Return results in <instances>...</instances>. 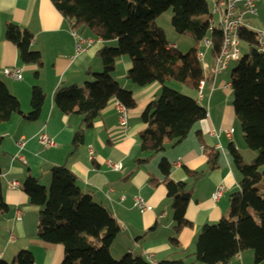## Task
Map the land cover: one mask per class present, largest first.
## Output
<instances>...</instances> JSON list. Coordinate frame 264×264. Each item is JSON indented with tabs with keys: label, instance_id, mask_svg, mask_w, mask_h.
Here are the masks:
<instances>
[{
	"label": "crops",
	"instance_id": "0c3cea01",
	"mask_svg": "<svg viewBox=\"0 0 264 264\" xmlns=\"http://www.w3.org/2000/svg\"><path fill=\"white\" fill-rule=\"evenodd\" d=\"M247 16L243 18L250 29H260ZM9 22L31 32L30 48L40 53V67L21 61L17 46L5 37ZM73 31L91 41L90 45L77 50ZM114 44V40L103 41L93 36L88 29H72L51 0H0V80L18 98L24 113L30 110L34 85L45 93L36 120L29 121L14 113L7 121L0 122V181L7 204V210L0 211V259L10 262L18 250L28 249L34 255V264L61 263L63 245L38 238L40 207L30 204L22 189L28 174L38 177L47 188L50 168L54 165L65 164L75 174L81 191L92 194L121 225V231L109 247L113 258L131 253L156 262L171 256L181 257V249L185 254H192L201 227L227 215L229 194L238 189L240 180L229 145H234L246 162H251L256 152L242 139L240 122L232 107L230 75L223 73L227 67L213 75V59L210 57L208 61L206 47H200L207 64L205 76L212 77L205 80L201 97L195 94L197 102L206 109V117L196 122L181 141L176 144L165 141L163 149L155 153L141 148L140 135L147 127L141 115L148 103L160 95L161 85L151 83L139 87L131 82L127 77L131 63L124 55L117 59L112 76L121 87L133 92L136 102L133 108L127 109L126 124L124 127L119 124L117 101L112 99L94 118L91 127L85 128L82 142L72 146L75 131L83 126L81 115L63 113L54 103V94L60 86H81L92 80L93 73L102 70L98 51L104 45ZM170 44L179 47L176 41ZM14 67L21 71L19 80L3 71ZM173 86L194 96L184 84L177 82ZM230 128L233 131L228 134L226 131ZM41 132L54 144L44 146L38 138ZM20 140L24 142L21 147ZM217 151V166L194 180L187 171L204 170L209 153ZM163 158L170 164L167 179L159 168ZM109 162L119 164L120 168L113 169ZM12 180L19 181L21 187L10 188L8 184ZM168 180L184 181L190 194L185 211L189 225L176 234L177 246L171 242L175 233L172 200L166 188ZM219 185L224 190L214 200L212 194ZM136 196L142 197L151 209L140 211L134 205ZM227 264H256L254 253L245 250Z\"/></svg>",
	"mask_w": 264,
	"mask_h": 264
},
{
	"label": "trees",
	"instance_id": "16d2710c",
	"mask_svg": "<svg viewBox=\"0 0 264 264\" xmlns=\"http://www.w3.org/2000/svg\"><path fill=\"white\" fill-rule=\"evenodd\" d=\"M51 1L72 29L81 27L103 41H115L114 45H104L98 51L102 70L94 72L92 80L81 86H60L54 94V103L63 113L81 115L83 126L74 133L73 147L82 142L85 128L91 127L94 118L112 99L127 109L135 106L133 92L121 87L112 76L117 59L124 55L130 59L127 77L131 82L139 87L151 83L161 85L160 95L148 103L141 115L147 125L140 135L143 150L155 153L163 149L165 141L178 143L196 122L206 117V109L197 102L195 94L199 81L210 80L212 75L205 76L197 53L205 35L211 39L209 52L213 60L222 45L220 29L215 25L213 31L208 30L213 15L211 0ZM169 8L175 31L188 34L194 40L185 53L177 47H168L170 42L163 29L154 23ZM238 35L241 42H247L248 51L236 60L228 84L242 139L256 152V157L246 162L238 149L229 145L240 180L238 189L229 194L227 215L201 227L192 254H185L181 249V257L171 256L156 262L131 253L115 259L109 247L121 231V225L92 194L81 191L75 174L65 164L54 165L50 168L49 191L31 174L26 175L22 189L29 203L40 207L38 238L63 245L64 257L60 264H227L245 250L253 251L256 264L264 261V187L259 186L264 179V53L257 48L254 30L241 27ZM5 37L17 46L22 62L40 67V53L30 48L31 32L9 22ZM170 80L184 84L194 96L167 85ZM44 100V91L34 85L30 110L24 113L18 98L0 80V122L7 121L14 113L34 121L39 117ZM1 141L0 136V144ZM218 155V151L209 153L206 168L188 170V174L194 180L199 179L217 166ZM159 168L167 179L170 164L165 158L160 161ZM166 188L173 209L175 235L171 242L177 246L176 234L189 225L185 211L190 194L184 181L168 180ZM6 210L0 181V211ZM0 264H34V255L28 249H20L10 262L0 259Z\"/></svg>",
	"mask_w": 264,
	"mask_h": 264
},
{
	"label": "built area",
	"instance_id": "2783aa9c",
	"mask_svg": "<svg viewBox=\"0 0 264 264\" xmlns=\"http://www.w3.org/2000/svg\"><path fill=\"white\" fill-rule=\"evenodd\" d=\"M213 2V12L218 14V23L216 26L220 29L222 34V45L219 53L214 57L213 60V75L225 69L230 61H236L241 57L240 52V38L238 35V31L241 27L250 28L249 24L244 20L245 14H256V3L263 2L264 0H211ZM215 24L211 20L209 31H213ZM255 38H256V45L260 52L264 53V30L256 29ZM73 36L77 39L75 46L77 50H84L85 47L89 46L91 41L87 39H83L79 37L75 31L72 32ZM202 42L204 46L209 49L211 45V39L205 35L202 38ZM168 47H175V45L170 44ZM197 57L201 62L202 69L205 73L207 64L204 61V52L199 50L197 53ZM4 73L8 76L13 77L14 79H21L22 74L20 69L14 67L12 69H4ZM205 84V78L201 79L198 84V91L197 94L199 97L202 95V88ZM116 108L119 112V124L124 127L127 121V108L117 101ZM233 131L232 128L228 129L226 132L231 134ZM39 141L44 146H51L54 144L53 140L47 136L46 133L41 132L38 136ZM24 142L22 140L18 141V145L21 147L23 146ZM90 148V147H89ZM22 160H24L21 157ZM109 165L113 169H119V164L109 162ZM10 188H20L21 183L17 180H12L9 182ZM224 187L218 186L212 194V199L216 200L223 192ZM134 205L140 211H146L151 209V206L146 203V201L140 197L136 196L134 198ZM19 214V211L17 210ZM19 218V215L17 216ZM155 262V261H153Z\"/></svg>",
	"mask_w": 264,
	"mask_h": 264
},
{
	"label": "rangeland",
	"instance_id": "374dc122",
	"mask_svg": "<svg viewBox=\"0 0 264 264\" xmlns=\"http://www.w3.org/2000/svg\"><path fill=\"white\" fill-rule=\"evenodd\" d=\"M256 6H257V13L256 14H252V15L248 14L247 17L250 18V20L253 21V22L256 21L255 24H257V26H256L257 28H260L261 30H264V3L263 2H261V3L257 2ZM210 10L212 11V14H213L212 17H211V20L216 25L218 23V14L213 12L214 10H213V2L212 1H210ZM171 16H172V9L169 8L166 11H164L163 13H161V15H159L154 20V23L157 26H160L163 29L164 34H165V38H166L167 41H169V42H173V41L178 42V44H179L178 49L181 52L185 53L194 44V42H193L194 40L188 34L179 33V32L175 31V29H174V27L172 26V23H171ZM252 28H254V27H252ZM252 30H256V29H252ZM199 45H200V47H203V48L205 47L202 41H201V43ZM206 51H207L206 54H208L207 59L209 61V58L211 57V54L209 52V49L206 50ZM247 51H248L247 42L242 41L240 43L241 56L243 54H245ZM236 63H237V61H230L228 63V65H227V68L223 71V73L226 74L227 76H229L231 71H232V69L236 65ZM166 83H167V85L172 87L173 84L177 83V81L170 80L169 82H166ZM50 183H51V175H50V182H49V184L47 186V190L48 191L50 189ZM42 185H44V184L42 183ZM259 186L260 187H262V186L264 187V179L259 184ZM89 239L91 240V238H89ZM118 258H120V257H117L115 259H118Z\"/></svg>",
	"mask_w": 264,
	"mask_h": 264
}]
</instances>
